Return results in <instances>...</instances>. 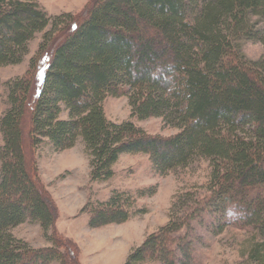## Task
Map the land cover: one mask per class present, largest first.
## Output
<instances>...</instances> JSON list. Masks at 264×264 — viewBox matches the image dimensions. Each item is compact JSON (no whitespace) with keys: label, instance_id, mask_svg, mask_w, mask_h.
<instances>
[{"label":"trees","instance_id":"obj_1","mask_svg":"<svg viewBox=\"0 0 264 264\" xmlns=\"http://www.w3.org/2000/svg\"><path fill=\"white\" fill-rule=\"evenodd\" d=\"M50 25L31 60L35 77L6 84L0 264H80L53 235L52 247L33 249L12 233L33 223L55 235L56 209L27 164L25 138L55 152L82 141L95 183L113 179L124 154L147 155L160 175L208 161L206 186L175 197L168 223L125 264H195L197 227L214 236L253 230L249 258L264 264V57L241 51L243 41L264 47V0H91L79 23L49 18L37 0H0V67L20 65ZM110 97H127L131 118H160L178 132L165 138L109 121ZM112 195L82 210L92 208L91 228L130 220L131 206Z\"/></svg>","mask_w":264,"mask_h":264},{"label":"rangeland","instance_id":"obj_2","mask_svg":"<svg viewBox=\"0 0 264 264\" xmlns=\"http://www.w3.org/2000/svg\"><path fill=\"white\" fill-rule=\"evenodd\" d=\"M90 2L37 0L49 18L70 15L77 23L86 18ZM51 30L50 25L36 35L20 65L0 67V119L8 108L6 84L18 78L35 77V63L31 64V60L39 59V45L44 34ZM241 51L251 61L264 57V47L259 42L243 41ZM104 111L109 121H132L153 136L166 138L178 132L160 118L144 121L131 118L127 97L106 99ZM28 139L25 138L27 164L33 165L40 184L56 209L55 235L52 231L44 232L39 224L33 223H25L13 229L12 233L33 249L52 247L48 237L53 235L59 243L71 244L80 264H125L133 250L168 223L175 197L193 188L205 187L211 171L209 162L200 160L186 169L160 175L147 155L124 154L113 168V179L95 183L90 179L89 158L82 141L68 151L55 152L46 143L33 147ZM113 193L122 195L126 208L131 206L130 220L121 225L91 228L88 212L92 208L88 207L85 212L82 210L88 204L95 207L96 204L108 202ZM197 239L195 264H256L249 258V249L257 239L251 229L228 228L214 236L205 227H197Z\"/></svg>","mask_w":264,"mask_h":264}]
</instances>
